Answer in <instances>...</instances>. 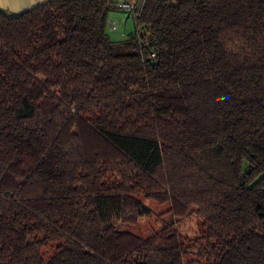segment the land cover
I'll return each mask as SVG.
<instances>
[{
	"label": "trees",
	"instance_id": "obj_1",
	"mask_svg": "<svg viewBox=\"0 0 264 264\" xmlns=\"http://www.w3.org/2000/svg\"><path fill=\"white\" fill-rule=\"evenodd\" d=\"M110 12L0 11V264H264V0Z\"/></svg>",
	"mask_w": 264,
	"mask_h": 264
},
{
	"label": "rangeland",
	"instance_id": "obj_2",
	"mask_svg": "<svg viewBox=\"0 0 264 264\" xmlns=\"http://www.w3.org/2000/svg\"><path fill=\"white\" fill-rule=\"evenodd\" d=\"M118 20L122 22V25L120 27L119 33L109 34L112 39H117V37H119L118 35L123 33V31L125 35H128L134 31V19L132 17H128L127 14H124L123 17ZM144 203L151 209L152 216L139 220L136 227H129L126 229H129L134 234L145 237L150 235L152 231L159 230L169 218L168 215H166V206H158L149 202ZM197 225V222L191 218L180 224L178 227L181 233L192 235L197 230Z\"/></svg>",
	"mask_w": 264,
	"mask_h": 264
},
{
	"label": "built area",
	"instance_id": "obj_3",
	"mask_svg": "<svg viewBox=\"0 0 264 264\" xmlns=\"http://www.w3.org/2000/svg\"><path fill=\"white\" fill-rule=\"evenodd\" d=\"M146 0H110L111 10H116L123 12L128 15V17L139 18L141 16L144 4ZM107 29L111 33H119L122 22L120 20L107 19L106 22ZM123 33L119 36L123 37ZM150 59H155V55L151 54Z\"/></svg>",
	"mask_w": 264,
	"mask_h": 264
},
{
	"label": "crops",
	"instance_id": "obj_4",
	"mask_svg": "<svg viewBox=\"0 0 264 264\" xmlns=\"http://www.w3.org/2000/svg\"><path fill=\"white\" fill-rule=\"evenodd\" d=\"M44 3L45 0H0V11L8 15H17ZM124 14L125 13L120 11L111 10L108 19L118 20L121 19Z\"/></svg>",
	"mask_w": 264,
	"mask_h": 264
}]
</instances>
